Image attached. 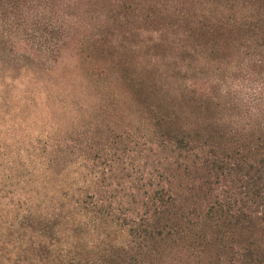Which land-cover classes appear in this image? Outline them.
Masks as SVG:
<instances>
[{
	"label": "trees",
	"instance_id": "16d2710c",
	"mask_svg": "<svg viewBox=\"0 0 264 264\" xmlns=\"http://www.w3.org/2000/svg\"><path fill=\"white\" fill-rule=\"evenodd\" d=\"M13 24L34 72L79 55L82 99L0 264H264V0H0Z\"/></svg>",
	"mask_w": 264,
	"mask_h": 264
},
{
	"label": "rangeland",
	"instance_id": "374dc122",
	"mask_svg": "<svg viewBox=\"0 0 264 264\" xmlns=\"http://www.w3.org/2000/svg\"><path fill=\"white\" fill-rule=\"evenodd\" d=\"M0 38V219H20L30 206L29 190L41 185L35 178L41 164L33 156L44 145L58 149L72 145L78 126L80 64L79 55L66 49L50 74L34 72L22 54L27 50L24 28L7 27ZM35 147V148H34ZM32 157L34 161H32ZM75 159L70 156L66 159ZM28 179V180H26ZM32 181V183H30ZM35 181V182H34ZM31 209L41 213L43 199L33 201Z\"/></svg>",
	"mask_w": 264,
	"mask_h": 264
}]
</instances>
